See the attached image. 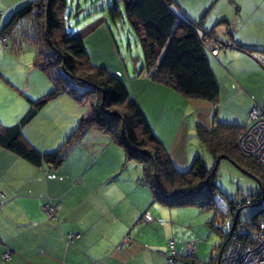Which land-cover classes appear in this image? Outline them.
Returning a JSON list of instances; mask_svg holds the SVG:
<instances>
[{
  "label": "crops",
  "instance_id": "obj_1",
  "mask_svg": "<svg viewBox=\"0 0 264 264\" xmlns=\"http://www.w3.org/2000/svg\"><path fill=\"white\" fill-rule=\"evenodd\" d=\"M189 4L190 0H175L173 10L180 18L203 19V26L213 29L214 36L227 45L245 47H229L235 49L231 53L225 47L215 58L227 68L224 72L231 92L248 99L238 120L246 125L251 108L264 101V39L260 35L264 0H196ZM34 72L0 70V123L12 125L25 113L28 101L23 95L37 98L50 90L46 79ZM29 74L41 79L40 83L30 87ZM126 85L175 167L181 170V163L188 165L191 160L189 148L182 149L177 160L174 144L163 138L173 129L174 120L171 122L167 115L175 106L141 98V89L152 86L173 100L177 93L145 76L129 78ZM90 111L85 101L60 94L25 126L24 136L40 151H53ZM175 134L172 131L169 139ZM125 159L123 148L107 133L95 129L84 134L56 167L35 166L0 147V264H169L171 245L173 259L187 254L199 258L196 246L194 253L187 247L194 245L191 234L181 237L174 228L169 233L165 230L170 222L177 225L178 211H169V215V207L155 201L152 191L140 184L141 165L133 170ZM49 201L57 205L54 218L43 211L42 205ZM145 213L152 218L150 222L143 220ZM68 235H74L73 239ZM5 252L10 254L7 260L3 258ZM177 262L175 259L172 264Z\"/></svg>",
  "mask_w": 264,
  "mask_h": 264
},
{
  "label": "trees",
  "instance_id": "obj_2",
  "mask_svg": "<svg viewBox=\"0 0 264 264\" xmlns=\"http://www.w3.org/2000/svg\"><path fill=\"white\" fill-rule=\"evenodd\" d=\"M119 1L122 11L114 1L107 7L108 15L112 20L125 18L142 50V64L134 71L133 77L145 76L183 97L217 103L219 86L208 56L216 57L218 53L213 55L206 44L218 40L223 43L220 49L229 45L215 37L213 29H206L203 19L180 18L173 10L175 0ZM66 10L67 0H32L15 10L0 31V35L7 37L10 54L33 49V63L51 80L50 90L37 98H29L20 91L28 101V109L14 124L0 123V147L35 166L56 167L82 141L84 134L95 129L107 133L112 142L124 148L128 161L141 165L139 182L152 191L155 201L169 208L195 207L200 211H215L214 195L220 193L215 182L216 171L209 170L198 155L193 157L188 170H178L132 98L125 81L106 66L91 62L84 41L107 22L99 18L81 30L70 32L65 25ZM239 48L245 49L243 46ZM69 79L84 87L81 96L94 95L96 100L89 105L90 113L80 119L57 149L42 152L25 138L23 129L58 95L68 93L78 101L82 99L74 93L76 87L69 85ZM245 128V125L217 122L207 129L198 123L201 141L210 148L215 159L224 155L249 173H264L253 158H247L238 150L237 141ZM253 201L258 202L259 195ZM45 204L57 208L50 201L42 207ZM228 205L233 217L231 228L223 234L217 257L206 264H218L231 239L244 245L255 243L264 207L253 215L251 232H238L239 220L235 214L243 205H235L234 200H229ZM175 259L182 264L203 263L194 254L176 255Z\"/></svg>",
  "mask_w": 264,
  "mask_h": 264
},
{
  "label": "rangeland",
  "instance_id": "obj_3",
  "mask_svg": "<svg viewBox=\"0 0 264 264\" xmlns=\"http://www.w3.org/2000/svg\"><path fill=\"white\" fill-rule=\"evenodd\" d=\"M30 1L32 0H0V31L12 13ZM114 1L122 11V5L119 0H67L65 25L67 30L75 32L85 28L97 19L103 18L107 23H104L98 31L85 39V46L94 65L106 66L112 74L119 76L127 83L129 78H134L133 73L135 69H139L142 64V50L135 33L125 18H115L112 20L108 15L107 7L112 6ZM195 1L190 0L189 5H193ZM260 35L264 39V26ZM7 43V37L0 35V70L6 71L12 69L13 71L18 70L28 74V71L33 69L34 73H40L41 77L46 79L47 84L51 85L50 78L42 74L40 69L33 63L35 59L33 49H26L19 54L13 55L7 51V46L9 45ZM228 48H225L228 53L235 50ZM208 57L219 86L217 103H211L199 98L183 97L175 90L158 83L155 84L177 93L178 97L176 100L169 98L166 93L157 92L152 86L141 89V95L143 96L141 98L151 97L169 106H175V111L174 109H169L171 113L167 115L171 122L174 120V124L172 122L173 129H168L166 135L163 133V138L167 142L174 144L173 152L176 154L177 160L178 156L182 153V149L189 148L188 152L192 157L188 165L181 163L182 171L190 168L192 159L196 155L202 157L209 170L212 171L215 167L216 159L210 152V148L201 141L198 123L207 129L214 127L217 122L241 125L238 120L243 117L248 105V99L242 93L231 92L232 86L229 84L224 72L225 69L227 70L226 67H223L225 65L215 57ZM235 61H238V58ZM32 75H30V80L28 81L30 87L33 86V83L37 82L39 84L41 81V79ZM69 85L76 87L74 93L82 97L80 101H85L87 105H90L92 102L94 103L96 100L94 95L81 96L84 87L73 83L71 79H69ZM174 130L176 134L173 139H169ZM237 147L242 155L247 158H253L260 169L264 170V162H260L259 158L252 155L243 153V150L238 145ZM126 163L132 165L133 170H135V167H140L139 163L128 161L127 158L125 159ZM215 171L217 174L215 182L220 189V193L214 195L215 211H200L195 207L181 209L166 208V212L169 215L171 214L169 211H172V213L173 211H178L177 225L171 222L166 224V232L169 233L170 229L174 228L176 229L175 233L179 232L181 237H187L191 234L190 238L191 236L194 238L192 239V243L196 244V250L199 249L198 256L202 260L198 259L203 262L202 264H206V262L217 257L219 253L218 246L221 244L223 234L229 232L231 228L233 217L230 214L229 200H234L235 205H243L240 211L237 210L235 214V216L238 215L239 220L237 224L238 232H251L250 223L253 221V215L260 207H264L263 171L249 173L226 157L219 160ZM258 195L259 201L254 202L253 200ZM56 211L57 208L55 207L51 216L55 217ZM263 218L261 217L260 219L263 220ZM180 263L177 262V264ZM221 263L223 264L218 259V264Z\"/></svg>",
  "mask_w": 264,
  "mask_h": 264
},
{
  "label": "built area",
  "instance_id": "obj_4",
  "mask_svg": "<svg viewBox=\"0 0 264 264\" xmlns=\"http://www.w3.org/2000/svg\"><path fill=\"white\" fill-rule=\"evenodd\" d=\"M222 46L223 43L218 40L206 44L207 49L213 55H216ZM227 47L233 48L234 45ZM246 122L247 126L245 130L239 135L238 146L243 150V153L252 155L259 158L260 162H264V101L262 104H254L248 113ZM54 208L55 206L52 204H45L43 206V210L48 216H51ZM143 220L150 222L152 218L149 214L145 213ZM73 236L69 235V240H72ZM187 247L191 253H194V245L189 243ZM171 253L173 254L172 245ZM9 257V252L3 253L5 260L9 259ZM167 261L169 264L174 263L172 256ZM220 261L223 264H264V219L259 224L253 245H244L241 242L231 239L223 249Z\"/></svg>",
  "mask_w": 264,
  "mask_h": 264
},
{
  "label": "water",
  "instance_id": "obj_5",
  "mask_svg": "<svg viewBox=\"0 0 264 264\" xmlns=\"http://www.w3.org/2000/svg\"><path fill=\"white\" fill-rule=\"evenodd\" d=\"M221 158H225V156H224V155H221V156H219V157L216 158V161H215V167H214L213 171H215V168L217 167V164H218V162H219V160H220ZM236 216H237V215H236Z\"/></svg>",
  "mask_w": 264,
  "mask_h": 264
}]
</instances>
